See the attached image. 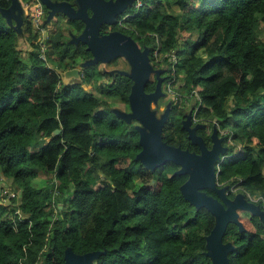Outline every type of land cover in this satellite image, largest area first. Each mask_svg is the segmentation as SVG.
I'll list each match as a JSON object with an SVG mask.
<instances>
[{
	"label": "trees",
	"instance_id": "obj_1",
	"mask_svg": "<svg viewBox=\"0 0 264 264\" xmlns=\"http://www.w3.org/2000/svg\"><path fill=\"white\" fill-rule=\"evenodd\" d=\"M30 1L19 0L17 23L4 13L13 1L0 0V175L20 191L9 205L0 204V264H66L68 249L98 252L89 264H213L207 237L217 218L184 197L189 174L178 173L173 161L146 167L137 158L142 125L86 88L97 83L101 96L130 105L132 70L85 64L93 56L73 40L85 23L67 17L68 33L58 19L48 42L49 61L59 70L81 66L82 81L64 85L59 70L39 57V33L24 7ZM141 2L139 9L136 1L127 6L114 25L102 23L100 33L121 32L147 51L159 70L144 94L160 81L158 99L173 78L175 54L179 95L163 109L161 140L198 154L189 128L199 126L207 149L216 129L228 151L217 162L226 179L217 183L228 198L260 197L255 204L264 211V0ZM43 5L48 24L50 9ZM192 91L200 98L197 123L186 105ZM41 179L46 185L36 184ZM237 214L241 227L229 223L222 239L233 246L229 264H264V220L244 209Z\"/></svg>",
	"mask_w": 264,
	"mask_h": 264
},
{
	"label": "water",
	"instance_id": "obj_2",
	"mask_svg": "<svg viewBox=\"0 0 264 264\" xmlns=\"http://www.w3.org/2000/svg\"><path fill=\"white\" fill-rule=\"evenodd\" d=\"M12 1L11 7L4 13L19 23L22 18L15 13V10L20 2L19 0ZM41 1L53 12L63 11L67 17L82 20L85 23L82 33L73 38L76 42L85 43L93 56L85 64L109 62L117 57L127 58L135 81L130 95L131 113L118 114L126 121L136 119L142 125V127H138L142 150L137 158L141 159L145 166L150 169L161 166L167 161H173L181 166L178 173L189 174V179L181 187L184 197L197 207H206L217 218L214 229L207 237V255L212 258L213 264H229L228 252L233 249V246L230 243L224 244L222 239L229 223H235L241 227L237 209L251 211L263 220L264 211L255 202L247 201L242 194L236 195L234 199H229L224 188L217 189L219 184L217 183V172L213 165L219 153H225L226 148L221 146V139H218L216 129H214L212 135L214 144L212 149L209 150L206 148L203 139L196 134L199 126L189 128L192 143L198 144L201 149L200 155L167 145L161 140V129L166 120L167 111L160 119H157L154 112H149L151 103L157 102L162 92L160 81H158L154 93L144 94V88L150 79V73L153 71L148 62L147 51L141 52L135 41L121 32L100 33L102 23L108 26L114 25L116 17L136 0H114L111 5H108L110 2L104 4L102 0H77L76 6L80 4L78 10L72 4L66 2ZM103 6H105V9L100 10ZM109 8L110 13L107 12ZM52 17L49 16L48 20ZM59 74L64 85H73L76 81H82L81 66H74L59 72ZM140 97L143 99L140 100ZM60 133V129L54 131L55 135ZM207 188L216 189L222 197V202L207 195L204 191ZM98 255V252L76 255L71 249H68L65 260L66 264H89L90 260Z\"/></svg>",
	"mask_w": 264,
	"mask_h": 264
},
{
	"label": "rangeland",
	"instance_id": "obj_3",
	"mask_svg": "<svg viewBox=\"0 0 264 264\" xmlns=\"http://www.w3.org/2000/svg\"><path fill=\"white\" fill-rule=\"evenodd\" d=\"M114 0H102V2L104 4H107V2H110L108 3V5L113 2ZM76 6V4H75ZM77 10L80 9V7L76 6L75 7ZM105 9V6L101 7L100 10H103ZM62 13H64L63 11H61ZM108 13H110V8L108 9L107 11ZM58 13H55L53 12L52 10L49 11V15L48 16H54L55 18H61L62 17H58L57 16ZM48 22H50V20H48ZM49 28V27H48ZM71 39V38H70ZM25 48V47H23ZM49 65L50 67H52L53 69L55 70H59V67L58 64L52 60L49 61ZM117 67L118 69H123L125 70L126 72H131V67L129 65V61L127 60L126 57H117L109 62H104V63H101L99 65V68L100 69H103V70H110L111 68H115ZM153 71H152V74L150 76V79L153 80L154 79V75L157 73V70H159L158 68L156 67H153ZM88 89H90L93 93H95L100 99H106L108 100V103L110 105V107H112L113 109V112L117 111L119 114L120 113H131V108H130V105H126L125 103H122L120 101V99L118 97H114V98H104V96H101L100 95V86L95 83L94 85H91V86H88L86 87ZM175 92L177 93L176 96H178L179 94V89L176 88L175 89ZM164 93H166L164 91ZM175 96V97H176ZM170 97L172 96H169V94L166 93V96L158 99V102H153L151 104V108L156 110L157 112V115L159 116L160 114H162L163 112V109L165 108V106L170 102ZM174 97V96H173ZM172 97V98H173ZM187 101H189V103H187V107L191 108L192 107V110H191V113L193 114V108H194V105H195V100L194 98H189ZM158 106H159V109H158ZM150 113H153L152 111L149 110ZM240 147H238L237 149H239ZM228 153V151H226L225 153L224 152H220L219 153V156L217 158V160L215 161L213 167L215 170L219 169L221 167V165H217V162L219 160H221V158L223 156H225L226 154ZM225 177H223L221 174L220 175H217V181L220 180V181H225ZM38 183V184H37ZM37 185H46L45 183V179H41V180H38V182H36ZM218 189H223V187H218ZM206 190H211V188H207V189H204V191L206 192ZM13 193H16L18 196L20 194V191L17 189V187L13 184V182H11L10 180H6L4 179L1 175H0V204L3 203V204H6V205H9L11 200L13 197ZM236 197V196H235ZM234 197V198H235ZM233 198V199H234ZM256 198V197H255ZM217 199L222 202V197L219 195L217 196ZM61 207V205H60Z\"/></svg>",
	"mask_w": 264,
	"mask_h": 264
},
{
	"label": "built area",
	"instance_id": "obj_4",
	"mask_svg": "<svg viewBox=\"0 0 264 264\" xmlns=\"http://www.w3.org/2000/svg\"><path fill=\"white\" fill-rule=\"evenodd\" d=\"M24 7L26 10V15L31 19L32 27L34 28V30H36L39 33V35L35 41L39 46V57L48 66H50L49 65V58H48V54L50 51L49 45H48V42L50 39V30L48 28V24H45L44 5H43L41 0H32L30 2H25ZM140 7H142L141 0H136L135 8L139 9ZM158 48H159V43H158V47L155 50L154 54H155V57L157 58V61L160 63L162 58L159 57ZM166 56H168V55H166ZM171 61L173 63L172 72H171V75L173 78L164 84L163 89L167 94H169V96L175 97L177 95V93L175 92V89L178 87V85L174 82V76H175V72H176L175 65L177 63V58H176L175 54H173V55L171 54ZM58 87H59V85H58ZM191 94L195 100L192 119H193L194 123H197L200 121V118H198L196 115L198 108L200 106V98H199L196 91H192ZM217 127H218V125L216 126V128ZM217 129H219V127ZM220 132L224 133L223 131H220ZM218 173H219V169L217 171V175H218ZM236 188H238V187H232L231 189H232V191H236ZM16 195H17L16 193H13L12 197H14ZM17 197H19V196L17 195ZM247 197L249 199H251V201H253V202H258L259 199H261L260 197L255 198L253 196H250L249 194L247 195Z\"/></svg>",
	"mask_w": 264,
	"mask_h": 264
},
{
	"label": "crops",
	"instance_id": "obj_5",
	"mask_svg": "<svg viewBox=\"0 0 264 264\" xmlns=\"http://www.w3.org/2000/svg\"><path fill=\"white\" fill-rule=\"evenodd\" d=\"M77 6L80 7V4H77ZM90 14H91V12H90ZM57 16L58 17H62V19L61 18H58V19L61 20L60 23H61V26L63 27V30L66 33H68V31H69V29H71V27H69V25H67V23H66L67 16L64 13H62V12H58ZM58 19L55 18L54 16L52 18H50V22H48V27H49V30H50V34L55 30V28L57 26ZM47 21H48V19H47ZM110 32H112V31H109L108 33H110ZM75 34H77V33H75ZM68 69H70V68H68ZM65 70H67V69H65ZM61 71H64V70H62V69L59 70V72H61Z\"/></svg>",
	"mask_w": 264,
	"mask_h": 264
},
{
	"label": "flooded vegetation",
	"instance_id": "obj_6",
	"mask_svg": "<svg viewBox=\"0 0 264 264\" xmlns=\"http://www.w3.org/2000/svg\"><path fill=\"white\" fill-rule=\"evenodd\" d=\"M120 22H121V21H120ZM121 70H123V69H121ZM151 104H152V103H151ZM150 109L154 111V109L151 108V105H150ZM158 109H159V106H158ZM156 113H157V112H156ZM157 117H158V118H161V117H162V114H160L159 116L157 115ZM132 123H133V125H134L135 127H136L137 125H139V123H138L136 120H134ZM211 148H212V147H211ZM211 148H210L209 150H211ZM200 153H201V152H200ZM200 153H198V155H200ZM218 187H222V186L218 185V186H217V189H218ZM211 191H212V193L208 194V193L206 192V194L209 195V196H211V197H213V198H215V199H217V196H219V194H218V192L216 191V189H211ZM229 199H233V198L231 197V198H229Z\"/></svg>",
	"mask_w": 264,
	"mask_h": 264
}]
</instances>
